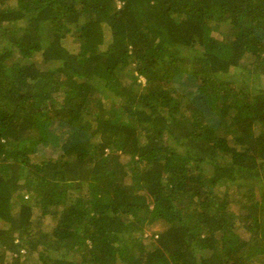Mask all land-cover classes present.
<instances>
[{
	"label": "trees",
	"instance_id": "trees-1",
	"mask_svg": "<svg viewBox=\"0 0 264 264\" xmlns=\"http://www.w3.org/2000/svg\"><path fill=\"white\" fill-rule=\"evenodd\" d=\"M0 41L10 264H264V91L230 87L264 76V0H0Z\"/></svg>",
	"mask_w": 264,
	"mask_h": 264
},
{
	"label": "rangeland",
	"instance_id": "rangeland-1",
	"mask_svg": "<svg viewBox=\"0 0 264 264\" xmlns=\"http://www.w3.org/2000/svg\"><path fill=\"white\" fill-rule=\"evenodd\" d=\"M81 21L82 20H79L78 22H81ZM75 31H74V33L77 34L78 31H77V33ZM214 36L216 38L220 37V35L218 33H214ZM109 41H110V33L108 31H105V41H104V44L102 46V50L106 49V46L108 45ZM63 45L66 47V49L68 51H71V52L75 53L79 49V47L81 46V41L79 39H77L76 35H72V36H68L67 38H65L63 40ZM1 47H3L2 41H0V49H1ZM5 47H6V49H12L10 44L6 45ZM18 58H20V56L15 55L13 57V60L18 59ZM48 69H51V66ZM234 72H232V74ZM119 75H122L121 76L122 77V81H125L127 84H130V82L132 81V76L133 75H132V73L130 71H126V72H124L122 74H119ZM233 80H234V82H230L229 81L230 82V87L234 88L236 90H242V88H244L243 91H245L246 94H248V95L254 96L258 91H264V76L263 75H258V76L253 75V76L249 77L247 79L246 84H244L242 82V81H244V79H242L240 76H237V75H234ZM178 88L179 87H175V89H178ZM104 93H108V91L104 90ZM104 100H105L106 104L110 105L109 100H106V99H104ZM117 107H118V105L117 106H113V108H116V110H118ZM104 109L106 111L109 110V106L106 105L104 107ZM106 111H105V113L108 115V113ZM105 113L103 111H100V115L102 117L107 118ZM174 146H175V149H176L177 152L184 151V147L183 146H178V145H174ZM59 155H60V151L59 150L55 151V153L53 155L49 154L48 150H40V148L37 149V148L32 147L31 149L28 150V156L30 158V161L32 163H34V164L35 163H41L42 161L47 160V159H52V160L56 161L59 158ZM121 161L123 163L128 162V157H121ZM206 172L207 173H211L210 172V168L207 167L206 168ZM221 191H222V189H221ZM24 194L28 196V199H30L31 194H29V193H24ZM228 194L230 195V198L233 199L234 190L230 189ZM255 194L257 196V192H255ZM235 207L236 206L234 205L233 206L234 210H235ZM33 214L34 215H33L32 219H31L32 225L30 227L32 235L34 237H36V238L38 236H40V235H45V234L51 235L53 233V228H54V224H53L54 220H53V218H51V216H49V214L47 215L44 211H42L40 209V206H38V204H37V206H34ZM2 224L3 223L0 221V228H2ZM152 229L160 230L161 226L157 225L155 228H152ZM234 229H235L236 233L249 238V235L246 232H244L243 226L239 225L238 222H236ZM39 250H40V248L37 249V252H35L32 257L28 258V256L25 255L20 260H18V262L21 263L26 258V260L30 259V262L25 263V264H45V262L42 260V258L39 255H37ZM63 254H64V251H58V252L48 251L47 252V256L48 257L51 256L53 258H55L57 256H61ZM66 257L71 258V257H74V256H71V255L68 254ZM10 263H11V260L9 259L7 254L0 255V264H10Z\"/></svg>",
	"mask_w": 264,
	"mask_h": 264
},
{
	"label": "built area",
	"instance_id": "built-area-1",
	"mask_svg": "<svg viewBox=\"0 0 264 264\" xmlns=\"http://www.w3.org/2000/svg\"><path fill=\"white\" fill-rule=\"evenodd\" d=\"M120 5L118 4V7H119ZM139 81H141L142 83H144V80L141 78V77H139ZM23 254H25V251L24 250H20V255H23ZM17 255H15V257H16Z\"/></svg>",
	"mask_w": 264,
	"mask_h": 264
},
{
	"label": "clouds",
	"instance_id": "clouds-1",
	"mask_svg": "<svg viewBox=\"0 0 264 264\" xmlns=\"http://www.w3.org/2000/svg\"><path fill=\"white\" fill-rule=\"evenodd\" d=\"M139 77H141V76H138V82L141 84V85H144V83H145V79L143 78V77H141L143 80H144V83H142L141 81H139ZM20 250H24V249H19V253H20ZM24 255V254H23Z\"/></svg>",
	"mask_w": 264,
	"mask_h": 264
}]
</instances>
